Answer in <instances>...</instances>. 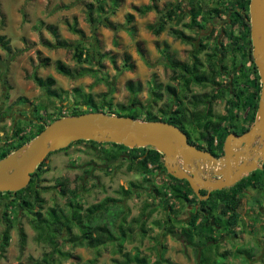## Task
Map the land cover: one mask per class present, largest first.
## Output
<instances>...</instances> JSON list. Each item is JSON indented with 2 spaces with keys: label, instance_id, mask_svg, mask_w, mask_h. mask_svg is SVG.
Here are the masks:
<instances>
[{
  "label": "rangeland",
  "instance_id": "1",
  "mask_svg": "<svg viewBox=\"0 0 264 264\" xmlns=\"http://www.w3.org/2000/svg\"><path fill=\"white\" fill-rule=\"evenodd\" d=\"M178 1L0 0V37H4L7 43L5 47L0 43V148H6L7 143L14 140L18 127L25 131V135H29L36 130L37 123H48L56 116H71L76 107L80 111H91L88 95L93 97L102 113L111 111L114 112L113 115L127 117L138 114L143 118L142 112H145L151 117L161 119L168 114L171 105V95L166 90L168 85L178 89L180 95L188 97L210 92L211 87L203 88L198 85L191 86V92H184L185 86L181 80L174 79L176 73L168 63L171 60L181 65L190 64L196 54L195 50H199L198 58L205 64L204 68L209 70L211 66L208 60L213 53L216 37L219 36L220 41H227L221 34L222 29L227 27V22L216 18L212 24H203V29L198 26L191 28L189 25L192 19L185 16L183 22L176 23L175 19L166 24L164 32L154 34L148 25L159 23L162 19L161 13ZM91 3L96 10L92 20L87 13ZM114 3H118L116 13L110 14L108 9ZM151 3H155L158 9L144 15H139L133 9L134 6L143 7ZM99 5L106 7L102 18H98ZM207 6H213L211 0H203V10ZM184 7L189 12L187 1ZM128 14L135 15L133 24L127 23ZM71 26L76 27L83 35L73 32ZM171 29L180 30L193 40L183 42L171 33ZM57 42L73 46L82 43L90 61L77 64L73 58V48L52 47ZM127 57H130L129 63L135 67L132 70L124 66ZM219 59L221 65L232 63L231 59ZM57 61L73 69V75L69 77L58 73ZM176 72L180 73V68H176ZM35 76L44 80L53 78L56 81L54 89L61 93L62 98L53 99L47 96L35 82ZM216 76L218 83L227 84L222 73H217ZM129 81L142 83L143 90L138 92L137 105L134 108L122 110L118 105H130L133 98L127 90ZM157 84L163 85L162 90L157 92L161 94L160 100H156L151 93ZM185 102L191 113L198 115V111L188 104V100ZM225 109L224 102L214 105V120L222 116ZM185 127L187 130L191 128L187 125ZM124 149L126 148L123 146H114L111 143L93 145L89 141H83L72 144L68 150L57 151L48 156L38 179L41 198L44 199L43 213L46 214L49 208L55 206L66 207L67 199L58 190L60 180L66 184L68 192L77 193L85 209L107 198L122 199L110 206L109 212L95 223H107L114 230L113 223L118 221V214H121L123 219L126 218L125 224L122 223L126 227H132L134 232L133 237L128 235V240L124 242L123 253L139 251L140 255L148 258L149 264H155L161 255L174 264H264V229L262 225L259 228L255 223L257 216L259 220L264 219V191L251 188L244 195L242 216L255 223L250 234L236 229L237 235L229 239V236L225 235L224 238L219 233L216 235L217 244L208 243L206 238L200 240L201 234L189 229L184 233L186 236L177 233L161 237L160 234L166 233L165 228L168 226L164 224L161 228L156 222H164L165 214L159 207L153 213L144 212L146 204H150L152 209L156 208L151 193L144 189L124 200L118 191L121 187L127 188L130 182H138L142 187L152 189L154 186H161L168 177L165 172L160 171L153 172L149 178L144 179L137 173L128 171L129 161L125 160V153L130 152ZM105 151H108L106 155L109 156L123 152L125 155L121 161L104 164L105 161L100 158ZM90 161H95L96 164L91 166L93 169L89 176L85 170L89 171ZM7 203L9 198L0 195V238L8 226L7 221H3L1 217ZM109 204L106 208H109ZM195 205L175 203V214L182 222L179 225L174 223L176 229L183 230L186 226L184 223L192 216ZM15 211L20 216L18 220L12 218L9 245L6 250L0 251V264H35L49 254L51 248L38 240V232L31 222L33 217L20 211L18 205L15 206ZM142 216L145 232L138 224L133 223L134 219ZM218 223V231L224 230L223 222ZM243 225L245 226L241 227L247 228V223ZM20 228L27 235L23 249L20 247ZM115 243L99 250L67 244L62 249L69 251L72 259L64 260L61 264H88L90 261L95 264H119L115 260L121 262L123 257L120 252L116 253L118 248ZM162 246H166V249ZM237 249L246 250L245 255L238 253Z\"/></svg>",
  "mask_w": 264,
  "mask_h": 264
},
{
  "label": "trees",
  "instance_id": "2",
  "mask_svg": "<svg viewBox=\"0 0 264 264\" xmlns=\"http://www.w3.org/2000/svg\"><path fill=\"white\" fill-rule=\"evenodd\" d=\"M100 2V0H95ZM118 0H114L117 2ZM188 2L189 4V12L185 11L184 3ZM213 6H207L206 10H203L202 4L203 0H179L178 3L173 4L170 8L166 9L161 13V21L156 23L155 25H148V28L156 35L161 34L166 30V24L168 22H173L176 19V23H181L184 20V17H190L191 23L189 26L191 28L198 26L203 29V24L208 25L212 24L216 18L225 20L227 22V27L222 29L221 34H223L227 41H220L219 36L215 39V47L212 50L208 63L211 68L208 70L205 67V64L201 59L198 58L199 50H195V55L193 56L192 62L185 63L181 67V64L176 63V61H171L168 63L169 67L172 66V70L176 73L174 79H178L182 81V85L185 86L186 91L191 92V86L198 85L201 87L210 85L217 86L220 83L217 82V73H221L219 67L221 66L219 61L221 59H231L233 64L234 73L237 74L234 78L235 82L233 83V94H229L228 96V108H226V114L217 118V122H213L214 113H213V105L216 102V95L213 94L211 97L208 94L198 95L193 94L191 97L187 95L184 96L183 100H179V107L173 108L170 105V112L172 111V116L168 119V114L161 119L151 117L149 114L142 112L143 118H141L138 114H132L129 117L138 120L144 121H165L170 124L175 125L176 127L182 129L186 132L184 125L181 123L185 117L188 116L190 110L186 107V100H188V104L194 107L197 111L200 104H205L204 117L205 124L201 125L200 123L193 127L195 132H199L201 134V138L205 141L210 151L215 153L219 151L223 153V144L224 139L226 138L229 131H225L223 135L219 136V132L224 125L225 120H234L233 110L236 107L242 106L243 112H246L248 109L249 119H248V127L249 129L253 122L255 121L256 111L259 105L258 99L262 90V83L260 79V75L258 69H256L255 60L253 57V45L251 41V20H250V3L251 0H211ZM118 3H114L112 7L108 9L109 13L115 14ZM133 9L139 14L144 15L147 12H152L158 9L155 3H151L149 5H145L143 7L134 6ZM99 10L98 18H102V15L106 12V7L104 5H99L97 7ZM95 5L93 3L88 6V15L92 20L95 12ZM224 16V17H223ZM108 18V17H107ZM201 18L200 23L198 19ZM126 20L128 24H133L135 21L134 14H128L126 16ZM108 26V24H107ZM113 26V25H112ZM187 26V25H185ZM109 28L111 25L108 26ZM71 30L75 33H80L83 35L81 31H79L76 27L71 26ZM134 30V28H132ZM135 31V30H134ZM171 33L175 35L177 38L181 39L183 42L192 41L193 38L186 36L180 30L171 29ZM214 32V31H213ZM221 36V35H220ZM0 43L3 47L7 46L4 37H0ZM52 47H61V48H73V58L77 64H83L84 62L90 61V56H87V50L84 48L82 43H78L77 45H69L66 43L57 42ZM85 56V58H84ZM130 57L126 58L125 65L127 69H134V65L129 63ZM47 61H45L46 63ZM251 64V68L247 67V64ZM48 64V63H46ZM242 65L243 69H239ZM245 67V68H244ZM247 67V68H246ZM176 68H180L181 72L177 74ZM223 69H228L225 65L222 66ZM56 70L58 73L71 77L73 75V69L67 67L60 61L56 63ZM239 71V72H238ZM35 82L46 92V95L53 99H61L62 95L59 91L54 89V85L56 81L53 78H47L46 80L39 78L38 76L34 77ZM155 90L151 93L154 95L156 100L161 99V94L157 93L158 90H162L163 85L157 84L155 86ZM127 90L133 96L132 102L130 105H118V107L122 110L134 108L137 105L136 96L138 92L143 90L142 83H135L133 81H129L127 83ZM166 90L174 96L179 95V93L175 92L176 88L168 85ZM78 92V90H76ZM216 92V90H215ZM106 97V95H105ZM210 98V100H209ZM223 98V97H222ZM172 99V98H171ZM207 100V101H206ZM89 104L92 105V109L89 112H103L99 106H97L93 100V97L88 95ZM171 102V101H170ZM174 106V105H173ZM169 107V106H168ZM44 109V108H42ZM39 111V110H38ZM37 111V112H38ZM85 111H80L77 107L73 111L71 116H78L81 114L89 113ZM167 112V113H168ZM109 115H113L114 112H104ZM194 120H199V114L194 115ZM65 117V116H64ZM61 118V116H56L48 123H37L36 130L29 135H25V131L18 127L14 133V140L7 143L6 148H0V160L7 157L11 153L19 150L24 145L29 144L34 138H36L49 124L53 123ZM177 123H180L178 125ZM200 129L199 131H197ZM212 129V132H211ZM208 136V137H207ZM205 137V138H204ZM215 139L219 140V144L215 145ZM83 143V141H78L75 143ZM93 145H101V143L89 141ZM72 143V144H75ZM193 143V142H192ZM71 144V145H72ZM194 144V143H193ZM70 145V146H71ZM114 146H123L119 144L111 143ZM196 145V144H194ZM61 150H68L69 147ZM125 147V146H123ZM196 147H199L198 145ZM124 150H129V154L124 152L122 154H112V156L106 155L105 151L100 160H104L105 163L108 162H118L121 161L123 155L126 156L125 160H128L127 170L130 172H135L138 175L145 178H149L150 174L153 172H165L168 180L163 182L161 186H154L151 188L142 187L141 183L138 182H130L127 188L121 187L118 193L122 195L125 199L131 198V196L138 191L146 189L151 193V196L155 199V209H152L150 204H146V208L144 207V212H152L157 211V207L160 208V211L165 214V220L161 223V221H157L159 227L163 228L164 224L168 227L165 228L166 233L160 234L161 237H166L168 234L176 235L177 233L180 236H186L184 233L188 231L201 234L200 240L202 238H206L208 243H218L216 239L217 230L220 228L218 222H223V227L225 231V235L234 236L236 235V229L239 224H241L242 213L241 208L243 205L244 195L251 188L258 189L260 191H264V165L263 169L256 170L253 173H250L249 176L243 178L239 183L234 185L233 187L226 188L220 191H213L208 199H200L194 191L191 189L187 180H179L174 178L172 175L168 174L165 171L164 167V155L157 150L146 147V148H135L130 149L125 147ZM60 152V151H59ZM55 153H51L49 156ZM95 161H90L88 166L90 167L89 171L85 170L87 175L92 174L91 166H95ZM113 164V163H112ZM45 166V161L42 162L37 168L36 172L32 175V179L29 185L18 191V192H5L0 193V195H5L9 198V203H7L2 212L3 221H7L8 224L7 229L4 231L0 238V251H4L7 249L10 241V231L13 225V219H17L20 216V213L15 211V206L18 205L20 211L30 214L32 218V226L38 232V240L42 241L51 248V252L44 256L41 261H37L35 264H61L64 260L68 261L72 259V254L69 251H65L64 248L67 244H72L75 247H88L89 249L99 250L102 247L112 244V242H116L117 251L122 254L123 260L118 262L119 264H149L148 258L140 255L139 251L137 253H123V244L126 240H128V235L133 237V229L132 227H126L125 219L121 214H118V221H114L113 228L111 230L109 226L104 223H95L98 220H101L110 210V206L114 205L118 201L120 202L122 199L117 200L114 198H107L100 202L99 204L93 205L87 209L84 208L83 204L79 201V197L76 192L69 191L66 189V184L63 181H58L60 188L59 192L67 199L66 207L59 208L55 206L54 208H49L46 214L43 213V203L44 199L41 198V192L39 190L38 179L40 177V172L43 170ZM109 169V167H108ZM141 184V185H139ZM140 193V192H139ZM201 196H206L207 191H200ZM106 201V203H104ZM190 203L196 204L198 207L191 213L192 216L189 217L186 225L183 230L176 229L177 225L181 224V220L175 214V203ZM110 203V204H109ZM109 204V208L106 206ZM14 216H12V215ZM16 215V216H15ZM144 216V215H143ZM143 216L134 219L133 223L138 224L139 227L143 230L145 226V222L143 221ZM175 216V217H173ZM13 218V219H12ZM121 221V222H120ZM175 221V222H173ZM124 222V224L122 223ZM20 247L23 249L25 246V242L27 240V235L25 231L20 228ZM187 238V237H186ZM188 241V240H187ZM163 249H166V246H162ZM238 253L244 254L245 251L243 249H237ZM237 252L235 254H237ZM250 253V251H248ZM99 254V253H98ZM226 254H229L226 252ZM234 254V253H233ZM251 254V253H250ZM225 256V255H224ZM88 264H95L93 261L88 262ZM155 264H174L169 259L163 258L161 255L158 258V261Z\"/></svg>",
  "mask_w": 264,
  "mask_h": 264
},
{
  "label": "water",
  "instance_id": "3",
  "mask_svg": "<svg viewBox=\"0 0 264 264\" xmlns=\"http://www.w3.org/2000/svg\"><path fill=\"white\" fill-rule=\"evenodd\" d=\"M249 11L253 57L262 83L259 108L250 130L226 138L223 157L190 144L187 135L168 122L92 112L56 119L29 144L1 159L0 193L26 188L51 153L78 141L114 143L130 149L151 147L164 155L165 171L176 179L187 180L200 199H208L213 191L233 187L250 173L263 169L264 0H251ZM201 190L207 195L201 196Z\"/></svg>",
  "mask_w": 264,
  "mask_h": 264
},
{
  "label": "flooded vegetation",
  "instance_id": "4",
  "mask_svg": "<svg viewBox=\"0 0 264 264\" xmlns=\"http://www.w3.org/2000/svg\"><path fill=\"white\" fill-rule=\"evenodd\" d=\"M182 66H183V64L181 65V67ZM222 66H223V64L219 67V69H220V72L222 73L223 77L225 78L227 84H224V85L220 84V85H217V86H210V85L204 86L203 88L211 87V91L210 92H207V93H202L200 95L208 94L211 97V95L215 94L216 95V102H214V105H216L218 103H221V102H224L226 104V108H228L227 106H228V101H229V98H230L228 95L234 93L233 92V91H235V90H233L234 89L233 88V83L235 82L234 78H235V76L237 74H240L241 71L240 72L238 71L239 73H234V70H233V67L234 66H233L232 63H231V65H229L227 63L226 66L228 67V69H226V70L223 69ZM251 66L252 65L250 63L247 64V67L248 68H251ZM241 68L243 69L242 65L240 66L239 69H241ZM228 74H229V76H228ZM215 90H216V92H215ZM175 92L179 93V95L174 96V94L171 93V98H172L171 99V106L173 108L174 107L175 108L179 107L178 106L179 105V102H180L179 100H183V98L185 96L184 94L180 95V91H178V89H176ZM184 92H187V91L184 90ZM260 95H261V93H260ZM260 95H259L258 102L260 101ZM209 100H210V98H209ZM186 107L190 110V108L188 106H186ZM258 108H259V105H258ZM258 108H257V111H256L255 121H256V117H257ZM170 110L173 111V109H169L168 119H170L171 116H172V111L170 112ZM204 110H205V104H200L199 105V108H198V114H199V117H200L199 118V122H197V121L194 120V118H193L194 117V114L191 113V111H190L189 114H188V116L185 117V119H187V120L186 121H183L182 120V122H181L184 125V128H185L186 132L183 131L182 129L181 130L187 135L190 144H192V145L196 144L194 146H197L198 145L199 147H197V148L211 152L208 144L205 141H203V139L201 138V134L199 132H195L193 130V127L197 126L199 123L201 125H204L205 124V121L202 120V117L204 116ZM213 113H214V110H213ZM249 113H250L249 109L246 112H243L242 106L236 107L233 110L234 120H232V121L231 120H225L224 121V124H223L224 126L223 127H225V129L222 128L220 130L219 136L223 135L225 131H229V133L226 136V138H227L230 134L242 135L245 132H247L248 130H250V128L254 125L255 121L253 122V124L251 125V127L249 129H247V127H248V119H249L248 117H249ZM224 114H226V109H225V112L223 113V115ZM215 118H216V115H215ZM187 122H189V123L186 124ZM213 122H217V119L216 120H213ZM186 125L187 126H190L191 128H189V130H187L186 127H185ZM199 130L200 129H198L197 131H199ZM211 132H212V129H211ZM226 138L224 139L223 153H221L219 151H216L215 153L214 152L213 153L211 152L212 154H214V156H216V157H223L224 156V145H225ZM215 140H216L215 141V145H218L219 144V140L218 139H215ZM254 145H258V142L255 143Z\"/></svg>",
  "mask_w": 264,
  "mask_h": 264
},
{
  "label": "crops",
  "instance_id": "5",
  "mask_svg": "<svg viewBox=\"0 0 264 264\" xmlns=\"http://www.w3.org/2000/svg\"><path fill=\"white\" fill-rule=\"evenodd\" d=\"M247 177V176H246ZM245 178V177H244ZM204 191V190H203ZM248 192V191H247ZM246 194V193H245ZM198 207V205H195L194 206V208L196 209ZM254 216V215H253ZM256 219V221L257 222H255V223H257V225H258V227L259 228H261V225H262V228L264 229V219H261V220H259L258 219V216L257 217H255ZM241 220H242V222H241V225L240 226H238V230L239 231H241V232H246L247 234H250V233H252L253 232V226H255V223H252L251 221H250V219L248 220L246 217H243L242 216V218H241ZM245 223H247V228L246 227H241V226H245V225H243V224H245ZM250 225H252V226H250ZM219 230V229H218ZM217 230V233H216V235L217 234H219V233H221V235L225 238V231H223V230H221V231H218ZM236 235H237V233H236ZM252 235V234H251ZM230 238H232V236H229V239Z\"/></svg>",
  "mask_w": 264,
  "mask_h": 264
}]
</instances>
